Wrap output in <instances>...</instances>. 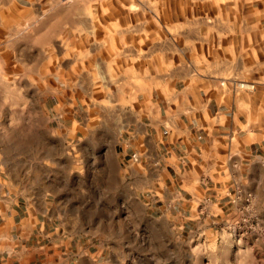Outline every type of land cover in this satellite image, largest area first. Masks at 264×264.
I'll use <instances>...</instances> for the list:
<instances>
[{"label":"rangeland","instance_id":"rangeland-1","mask_svg":"<svg viewBox=\"0 0 264 264\" xmlns=\"http://www.w3.org/2000/svg\"><path fill=\"white\" fill-rule=\"evenodd\" d=\"M41 1L48 5L34 8ZM236 2L0 0V135L25 151L43 150L51 136L57 151L68 146L69 214L83 215L85 226L82 233L73 227L69 242L54 236L53 245H85L80 264H264V245L243 241L225 218L198 217L188 202L168 199L153 179L121 166L115 146L127 116L162 76L154 72L157 45L171 57L189 19ZM131 40L133 53L148 47V65L146 57H125ZM234 227L264 240L257 216ZM74 252L71 262L80 261Z\"/></svg>","mask_w":264,"mask_h":264},{"label":"crops","instance_id":"crops-1","mask_svg":"<svg viewBox=\"0 0 264 264\" xmlns=\"http://www.w3.org/2000/svg\"><path fill=\"white\" fill-rule=\"evenodd\" d=\"M188 26L171 57L162 52L164 43L157 45L154 72L162 76L127 116L115 143L117 160L160 184L168 199L188 202L191 214L225 218L243 241L264 245L261 236L234 227L247 215L264 223V0L222 5ZM128 43L125 57H146L148 65V47L133 53V40ZM57 139L25 151L0 135V264L84 260L85 245H53L54 236L69 242L71 229L82 233L85 226L83 215L69 214V151L67 145L57 151ZM62 140L67 143L68 135ZM75 250L82 256L73 263Z\"/></svg>","mask_w":264,"mask_h":264}]
</instances>
